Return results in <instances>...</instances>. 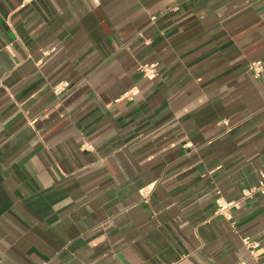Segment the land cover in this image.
<instances>
[{
    "label": "crops",
    "instance_id": "crops-1",
    "mask_svg": "<svg viewBox=\"0 0 264 264\" xmlns=\"http://www.w3.org/2000/svg\"><path fill=\"white\" fill-rule=\"evenodd\" d=\"M261 175L264 0H0V264H264Z\"/></svg>",
    "mask_w": 264,
    "mask_h": 264
},
{
    "label": "built area",
    "instance_id": "built-area-1",
    "mask_svg": "<svg viewBox=\"0 0 264 264\" xmlns=\"http://www.w3.org/2000/svg\"><path fill=\"white\" fill-rule=\"evenodd\" d=\"M249 73H251L252 77L254 79H258L262 72H263V65L260 61H255V62H251L248 67H247ZM64 89L61 88H56L55 89V94H60ZM253 192H258L260 194H264V175H261V178L259 180V183L256 187V189L254 190H250L249 192L246 193V196H251V194ZM217 207H218V210L220 212L222 211H227L229 210V207H231L232 204H225L223 202H217ZM227 219L230 220V215L228 214L227 215ZM243 244L245 246H248L250 245L251 248H254L255 247V244L251 245L250 242L248 241L247 238L243 239Z\"/></svg>",
    "mask_w": 264,
    "mask_h": 264
}]
</instances>
